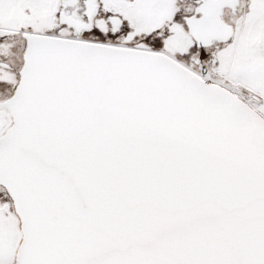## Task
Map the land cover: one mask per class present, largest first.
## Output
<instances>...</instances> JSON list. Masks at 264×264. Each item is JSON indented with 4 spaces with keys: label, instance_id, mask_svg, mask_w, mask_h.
Segmentation results:
<instances>
[{
    "label": "snow or ice",
    "instance_id": "6c2138e0",
    "mask_svg": "<svg viewBox=\"0 0 264 264\" xmlns=\"http://www.w3.org/2000/svg\"><path fill=\"white\" fill-rule=\"evenodd\" d=\"M0 264H264V0H0Z\"/></svg>",
    "mask_w": 264,
    "mask_h": 264
}]
</instances>
